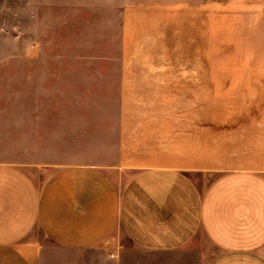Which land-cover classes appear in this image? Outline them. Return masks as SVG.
Returning <instances> with one entry per match:
<instances>
[{"label":"crops","instance_id":"1","mask_svg":"<svg viewBox=\"0 0 264 264\" xmlns=\"http://www.w3.org/2000/svg\"><path fill=\"white\" fill-rule=\"evenodd\" d=\"M251 22L264 34V13ZM229 67L120 77L110 114L58 112L65 161L34 154L39 110L0 112V150L17 152L0 161V264H264V65ZM202 103L226 105L202 116Z\"/></svg>","mask_w":264,"mask_h":264},{"label":"rangeland","instance_id":"2","mask_svg":"<svg viewBox=\"0 0 264 264\" xmlns=\"http://www.w3.org/2000/svg\"><path fill=\"white\" fill-rule=\"evenodd\" d=\"M250 1L260 6L247 7ZM256 12L264 13V0H0V112L11 123L20 111L39 110L41 148L34 154L43 165L65 161V130H57L60 142L49 123L58 112L110 114L120 77H192L194 59L202 79L231 77L225 68L232 64L264 65V34L251 22ZM225 105L202 103V116ZM16 158V151L0 150V161ZM35 238L43 235L35 231Z\"/></svg>","mask_w":264,"mask_h":264}]
</instances>
